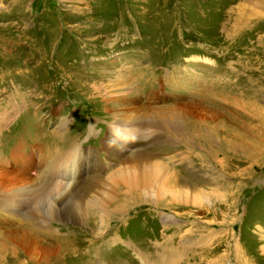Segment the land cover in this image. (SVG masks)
<instances>
[{"label":"rangeland","instance_id":"obj_1","mask_svg":"<svg viewBox=\"0 0 264 264\" xmlns=\"http://www.w3.org/2000/svg\"><path fill=\"white\" fill-rule=\"evenodd\" d=\"M260 1L0 0V264H264Z\"/></svg>","mask_w":264,"mask_h":264},{"label":"bare ground","instance_id":"obj_2","mask_svg":"<svg viewBox=\"0 0 264 264\" xmlns=\"http://www.w3.org/2000/svg\"><path fill=\"white\" fill-rule=\"evenodd\" d=\"M252 1H254V0H252ZM258 3H259V2H257V5H258ZM260 3H264V1L261 0ZM260 5H261V7H264V5H262V4H260ZM234 20H235V19H234ZM236 26H237V25H236ZM236 26L231 25L230 27H232L233 30H235L236 28H237V29H240V27H241V26H238V27H236ZM235 27H236V28H235ZM260 130L262 131V129H260ZM257 132H258V130H257ZM259 133H260V132H259ZM229 143H230V142H229ZM231 143H232V142H231ZM226 146H227V145H226ZM78 153L81 154L80 151H78ZM78 153H75V154H78ZM67 171H68V170H66L65 168L61 170V172H64V173H67Z\"/></svg>","mask_w":264,"mask_h":264}]
</instances>
